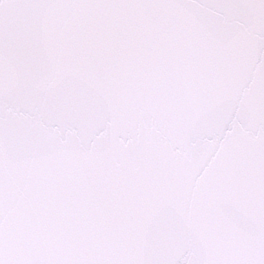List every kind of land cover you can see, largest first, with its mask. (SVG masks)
<instances>
[{
    "label": "snow or ice",
    "instance_id": "obj_1",
    "mask_svg": "<svg viewBox=\"0 0 264 264\" xmlns=\"http://www.w3.org/2000/svg\"><path fill=\"white\" fill-rule=\"evenodd\" d=\"M0 264H264V0H0Z\"/></svg>",
    "mask_w": 264,
    "mask_h": 264
}]
</instances>
